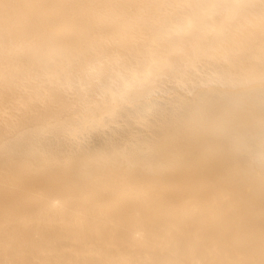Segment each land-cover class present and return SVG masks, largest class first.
<instances>
[{
  "label": "bare ground",
  "instance_id": "obj_1",
  "mask_svg": "<svg viewBox=\"0 0 264 264\" xmlns=\"http://www.w3.org/2000/svg\"><path fill=\"white\" fill-rule=\"evenodd\" d=\"M0 264H264V0H0Z\"/></svg>",
  "mask_w": 264,
  "mask_h": 264
}]
</instances>
